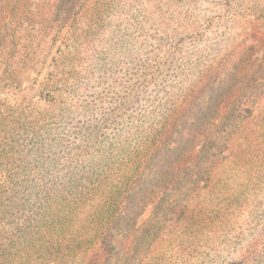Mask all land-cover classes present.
Listing matches in <instances>:
<instances>
[{"label": "trees", "instance_id": "1", "mask_svg": "<svg viewBox=\"0 0 264 264\" xmlns=\"http://www.w3.org/2000/svg\"><path fill=\"white\" fill-rule=\"evenodd\" d=\"M89 1L0 0V64L5 75L13 78L23 69L40 40L55 29L52 23H66L81 8L87 10ZM187 16L197 22L192 13ZM229 22L230 29H235L236 18ZM178 23L183 26L180 33L184 39L192 41L197 34L195 26ZM243 31L233 36H244V40ZM174 33L169 35L175 38ZM229 38L217 57L198 70V78L185 92L187 105H169L162 124L150 127L149 133L142 127L145 134L130 150L121 171L99 174L93 162L89 168L84 165L77 171L41 181L42 187L35 189L30 186V178L17 172L13 157L0 156V264H119L120 259H124L123 264H264V220L242 219L243 201L235 204V209H241L233 212L230 224L219 221L214 226L221 229L226 225L230 229L221 236L216 248L202 250L201 257L199 251L207 242L209 229L203 226L185 240L177 238L184 232L180 220L185 218L188 201H196L197 206L205 208L206 196L212 197L207 191L203 198V189L222 158L234 152L264 157V57L252 59L255 47L260 52L264 45L230 42ZM170 42L167 44L177 46L164 51L166 59L180 48V42ZM69 45L73 46L64 43L65 48ZM154 55L148 64L158 68L161 59ZM185 61L190 70L200 66L195 59ZM251 88L257 92L250 126L246 116L237 113L232 98H244ZM56 95L48 90L45 97L51 100ZM3 121L0 118V127ZM127 140H119L117 150H125ZM89 142L91 151L97 148L100 167L106 158L104 146L108 150L115 142ZM89 147L79 148L78 154L88 155ZM190 160L198 176L188 171ZM186 161L189 163L183 165ZM59 181L61 188L57 187ZM28 193L35 195V202L26 209L24 198ZM178 207L182 208L181 214L175 217ZM143 214L147 216L144 218ZM262 225L261 236L256 234L252 238L255 243L248 244L225 263L223 256L241 240L235 232L244 226L256 230ZM114 228L131 230V247L123 255L115 249ZM174 237L180 240L176 244L170 243ZM162 245H167L168 252L163 258L158 257Z\"/></svg>", "mask_w": 264, "mask_h": 264}, {"label": "rangeland", "instance_id": "2", "mask_svg": "<svg viewBox=\"0 0 264 264\" xmlns=\"http://www.w3.org/2000/svg\"><path fill=\"white\" fill-rule=\"evenodd\" d=\"M89 3L87 10L81 8L66 23H52L55 29L40 40L30 61L13 78L5 75L0 64V118L4 120L0 127V156L16 160L17 172L32 180L31 188H41V181L77 171L84 165L89 168L93 162L99 174L121 171L130 150L145 134L142 127L149 133L150 127L162 124L169 105L175 108L187 105L186 90L198 78L202 64L217 57L227 38L230 37V42L264 45V0H90ZM187 13H192L197 22ZM233 17L238 24L230 29L229 20ZM179 21L197 29L192 41L180 33L183 26ZM242 30L244 40V36H233ZM169 33H174L175 38ZM170 37L174 38L172 42ZM168 42H180V48L166 59L164 51L177 46ZM64 43L76 48L71 45L65 48ZM256 50L255 47L253 60L264 57V50ZM154 54L161 59L158 68L148 64ZM186 58L195 59L200 66L190 70ZM48 90L56 92L54 99L46 100ZM256 92L251 88L244 98H232L237 113L244 114L250 126L255 115L252 102ZM125 138L128 145L120 152L118 141ZM90 139L115 142L108 150L104 146L106 158L100 167L97 148L91 151ZM81 147H89L88 155L78 154ZM191 163L190 160L188 171L198 176ZM57 187L61 188L60 181ZM207 191L212 197L206 196L205 208L197 206L196 201H188L185 218L180 220L184 232L177 237L185 240L195 229L197 232L203 226L209 229L199 257L204 253L202 250L216 248L221 236L228 232L230 227L226 225L221 229L214 226L219 221L230 224L233 212L241 209V206L235 209V204L241 201L245 204L242 219L263 222L264 157L238 152L225 156L203 189V198ZM29 194L32 193L24 198L26 209L35 202V195ZM69 195L72 199L73 195ZM57 200L61 202V197L57 196ZM181 209H176L175 217L181 214ZM142 216L145 218L147 214ZM262 228L263 225L256 230L246 226L238 229L235 233L241 240L236 246L232 244L231 251L223 256L224 262L232 260L248 244L253 245L256 239L252 238L256 234L261 236ZM112 232L115 249L118 255H123L131 247V230L114 228ZM177 238L170 243L176 244L180 241ZM163 256H168L167 245H162L159 252L158 257Z\"/></svg>", "mask_w": 264, "mask_h": 264}]
</instances>
